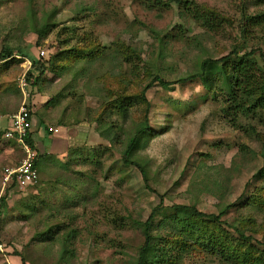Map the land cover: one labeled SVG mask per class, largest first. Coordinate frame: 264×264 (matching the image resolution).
I'll return each instance as SVG.
<instances>
[{"label": "rangeland", "instance_id": "374dc122", "mask_svg": "<svg viewBox=\"0 0 264 264\" xmlns=\"http://www.w3.org/2000/svg\"><path fill=\"white\" fill-rule=\"evenodd\" d=\"M160 1L0 0V51L20 49L30 61L43 51L47 61L45 74L24 94L17 80L26 65L3 69L0 112L10 118L25 101L32 117L50 111L69 135L61 165L39 166L37 184L24 191L2 188L3 170L17 166L22 154L0 135V152L8 150L0 172V264H133L151 211L175 204L206 214L233 205L222 220L249 219L245 234L264 250V209L247 202L262 184L254 175L262 167L264 112L233 123L217 100L204 97L200 82L155 83L145 92L153 136L137 153L147 182L121 160L145 105L138 102L126 118L114 112L105 119L115 142L104 138L112 130L101 133L104 104L140 96L156 75L176 83L200 72L203 60L232 50L254 51L264 68V0H192L217 14L214 32L179 13L171 0ZM45 24L55 28L40 42L35 30ZM52 122L48 127H57ZM181 264L221 263L194 253Z\"/></svg>", "mask_w": 264, "mask_h": 264}, {"label": "trees", "instance_id": "16d2710c", "mask_svg": "<svg viewBox=\"0 0 264 264\" xmlns=\"http://www.w3.org/2000/svg\"><path fill=\"white\" fill-rule=\"evenodd\" d=\"M148 1L161 4L160 0ZM170 3L175 4L179 13L202 24L210 32L217 30L220 21L213 10L192 0H171ZM260 23L261 20L258 18L250 24L257 26ZM54 26L45 24L37 28L35 33L38 41L42 42L55 28ZM176 27L181 33L183 26L177 25ZM169 35L166 34L164 39ZM89 54L93 60V54ZM14 55L23 58L26 56L20 49L2 48L0 51L2 62L0 63V73L12 64L21 63L20 60L11 58ZM43 57L40 58L37 55V59H31V68L27 73V81L31 85L38 84L46 72L47 61ZM61 68H66V65ZM196 81L200 82L203 87L204 97L210 96L211 99L217 100L223 114L233 123L239 122L241 118L256 119L264 112V68L258 64L254 51L241 53L232 50L221 58L203 60L200 72L188 74L177 80L176 83L166 82L156 75L146 85L140 96H117L118 98L113 102L104 104L103 116H100L98 121L103 128L101 133L103 134L104 130L105 132L112 130L111 138L103 136L105 139L109 138L115 142L118 136L113 130L114 126L110 124L106 127L105 119H108L114 112L126 118L138 102L145 105L143 121L136 124L125 142L121 158L124 167L135 166L139 170L144 182H147V168L138 162L137 153L142 149L143 144L153 136L148 122L150 105L145 97L146 90L155 83L168 88L172 84L185 85ZM260 140L262 142V167L254 175V178H257L262 184L256 193L250 195L247 202L254 208L264 209V136ZM28 143L33 146L29 139ZM4 203V198H0V211ZM232 207L233 205L224 206L217 214L201 212L195 205L175 204L169 207L162 205L155 207L144 223L142 243L137 249L133 264H181L185 258L194 253L214 257L221 264H264V250H259V243L252 236L245 234L247 224L251 221L245 219L242 223L228 224L222 220V217Z\"/></svg>", "mask_w": 264, "mask_h": 264}, {"label": "crops", "instance_id": "0c3cea01", "mask_svg": "<svg viewBox=\"0 0 264 264\" xmlns=\"http://www.w3.org/2000/svg\"><path fill=\"white\" fill-rule=\"evenodd\" d=\"M13 57L15 59L21 61V63L19 65H22V64H24V66L26 65L25 70H23L20 73L19 77L24 74L26 77V81H27V73L29 72V70L31 68L30 58L26 59V58H23V57L17 56V55L12 56L11 58H13ZM10 59H7V60H10ZM0 63H2L1 60H0ZM27 84H28V81H27ZM18 88H19L20 92H22L24 94V91L19 87V85H18ZM27 88H28V85H27ZM41 102L42 101H40V103H37L36 110L42 106L47 105L46 100L43 101V103H41ZM24 104H25V101L22 103V105H24ZM33 104H35V103H33ZM29 112L31 113V130H30V134H29V140L32 142V145H33L32 147L35 150V152L37 153V151H38L37 161H38V158L40 161L37 162L36 168H37V171L39 174V170L41 168L42 169L51 168V167H53V165H55V163H57L58 165H61V163L64 161V158L67 157L66 150H68L67 139H69V137H68L69 135L66 133L67 131L63 127L64 126L63 124H66V123H64V122H63V124L61 123L62 119L57 118V119H55L56 122L54 121L55 123L52 122L53 117L50 116V114H51L50 111L48 112L47 110L44 109L41 112V117L39 119H36V117L35 118L32 117L33 113L31 111H29ZM9 116H10V112H7V113H1L0 112V135H2V140H4V142L5 141H6V143L11 142L19 148L18 144L15 141H7L4 138V134L6 132H8V130H9V125H10L9 124L10 123ZM51 118H52V121H51ZM50 122H52V125H56L57 127H54V128L48 127ZM0 150H2V148H0ZM19 150H20V148H19ZM7 151L8 150H3V152H0V172H1V167L3 165L2 164L3 159H4L5 154H7ZM39 166H40V168H39ZM38 168H39V170H38ZM38 180H39V178H38ZM29 187H33V186H29ZM29 187H27L25 189H28ZM25 189H19V190L24 191ZM0 198H4V201H5V197H0ZM4 207H5V203H4L3 208ZM0 215H1V211H0Z\"/></svg>", "mask_w": 264, "mask_h": 264}, {"label": "built area", "instance_id": "2783aa9c", "mask_svg": "<svg viewBox=\"0 0 264 264\" xmlns=\"http://www.w3.org/2000/svg\"><path fill=\"white\" fill-rule=\"evenodd\" d=\"M39 56L43 57L44 52L41 51ZM18 85L25 92L27 88L26 77L23 74L18 77ZM9 130L4 134L7 141H15L21 151L22 158L15 167H6L1 177L2 188L16 187L25 189L37 183L39 174L36 168L37 153L28 143L31 130V114L25 108V104L20 110L10 117ZM0 251L2 247L0 244Z\"/></svg>", "mask_w": 264, "mask_h": 264}]
</instances>
